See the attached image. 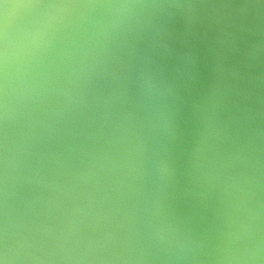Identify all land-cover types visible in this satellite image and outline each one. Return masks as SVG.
<instances>
[{
  "label": "water",
  "instance_id": "1",
  "mask_svg": "<svg viewBox=\"0 0 264 264\" xmlns=\"http://www.w3.org/2000/svg\"><path fill=\"white\" fill-rule=\"evenodd\" d=\"M0 264H264V0H0Z\"/></svg>",
  "mask_w": 264,
  "mask_h": 264
}]
</instances>
